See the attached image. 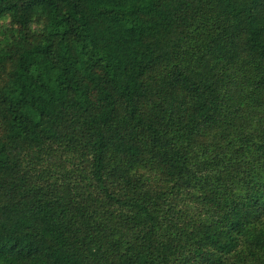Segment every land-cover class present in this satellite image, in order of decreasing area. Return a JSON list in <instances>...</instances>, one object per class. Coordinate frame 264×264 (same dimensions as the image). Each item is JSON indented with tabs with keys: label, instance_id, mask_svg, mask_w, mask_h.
Wrapping results in <instances>:
<instances>
[{
	"label": "trees",
	"instance_id": "obj_1",
	"mask_svg": "<svg viewBox=\"0 0 264 264\" xmlns=\"http://www.w3.org/2000/svg\"><path fill=\"white\" fill-rule=\"evenodd\" d=\"M0 264H264V0H0Z\"/></svg>",
	"mask_w": 264,
	"mask_h": 264
}]
</instances>
